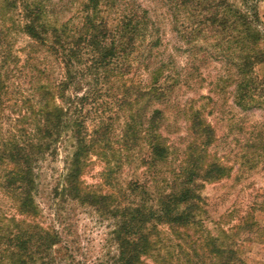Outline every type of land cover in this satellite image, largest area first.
<instances>
[{
  "label": "rangeland",
  "instance_id": "1",
  "mask_svg": "<svg viewBox=\"0 0 264 264\" xmlns=\"http://www.w3.org/2000/svg\"><path fill=\"white\" fill-rule=\"evenodd\" d=\"M51 1L59 12V20L78 21V0ZM230 2L242 3L251 15L257 14L254 25L260 32L259 46L264 52V0ZM136 3L139 10L146 11L148 32L159 43L152 47L148 68L141 61L135 76L139 75L147 85L152 68L162 61L170 87L166 100H154L143 111L144 119L154 108L163 111L158 132L172 152L169 161L158 164V181L175 170L193 148L196 155L200 152L199 164L217 163L224 168L221 178L199 180L196 192L200 195V209L190 229L177 235L167 226L161 227L157 264H190L188 257L197 264H220L225 253H216V245L221 250L225 246L234 249L237 264H264V60L251 73L256 81L254 95L250 92L240 99L236 91L238 73L230 60L242 48H229L225 32L230 31L207 23L205 0L187 1L186 7L177 6L174 0ZM221 7L217 9L220 14L224 11ZM19 12L13 6L7 9L0 0V67L7 78L0 110V218L19 217L13 199L3 187L9 149L17 142L37 141L39 86L52 87L63 74L62 66L46 48L22 31ZM144 50L147 52L148 46ZM76 76L78 82L73 81L66 91V97L76 103L70 114L85 118L88 134L98 118L111 125L106 140L99 141L90 152L89 165L81 178L89 190L116 192L145 169L139 157L148 153L147 141L143 138L127 147L123 143V124L131 104H121L126 87L122 81L106 80L101 74L96 80L88 71ZM84 95L87 96L82 99ZM195 111L212 135L206 146L201 143L203 132L191 128ZM73 150L74 140L67 128L56 144L34 157L38 220L59 235V242L53 247L58 264H111L117 254L112 233L115 218L80 203L63 190ZM151 177L147 171L143 179L149 182ZM143 260L155 264L147 256Z\"/></svg>",
  "mask_w": 264,
  "mask_h": 264
},
{
  "label": "trees",
  "instance_id": "2",
  "mask_svg": "<svg viewBox=\"0 0 264 264\" xmlns=\"http://www.w3.org/2000/svg\"><path fill=\"white\" fill-rule=\"evenodd\" d=\"M174 1L177 6L186 7V2L192 0ZM205 1L207 6L204 9L209 13L204 18L207 23L230 31L225 32V43L229 48H242L241 53L230 60L239 77L237 95L240 99L250 92L254 95L256 81L251 73L255 65L264 60V52L259 46L260 32L254 25L258 22L257 14L251 15L242 3ZM3 2L7 9L11 6L19 9L22 31L34 43L46 48L62 66L63 74L54 86H39L37 141L14 143L7 154L8 169L3 187L13 199L19 217L0 218V264H58L53 247L59 242V235L38 220L33 163L36 154L56 144L67 128L71 130L74 150L67 164L63 190L80 203H87L115 218L112 233L117 254L111 258V264H148L143 260L145 256L157 264L161 227L167 226L177 235L190 229L197 221L200 209V195L196 192L199 180L221 178L224 168L217 163L199 164L200 152L196 155L193 148L180 160L175 170L161 176L158 181L157 176L161 172L158 164L169 161L172 152L167 140L158 132V120L162 119L163 111L154 108L145 119L143 111L145 105L154 100H166L170 87L162 61L152 68L147 85L143 84L139 75L135 76L141 61L148 68L153 56L152 47L159 43V39L153 41L152 33L148 32L146 11L139 10L136 0H78V21H73V18L61 21L51 0ZM223 3L224 11L220 14L217 9ZM144 46H148L147 52ZM2 59L6 63V58ZM1 69L0 110L7 88V78ZM85 71L95 75L96 80L101 74L106 80L116 78L122 81L126 87L121 104H131L123 124V143L127 147L135 146L143 138L147 141L148 153L139 157L145 169L116 192L89 190L81 178L89 165L90 152L97 148L99 141L106 140L111 126L104 118H98L88 134L85 118L70 114L76 103L70 96L66 97V91L73 81L78 82L76 75ZM193 119L191 128L203 132L200 134L204 138H198H201L202 146L208 145L212 140L210 129L206 123H201L196 111ZM147 171L153 176L149 182L143 179ZM215 247H218L216 253H225V260L220 264H237L233 259L236 255L234 249ZM187 259L188 263L197 264L192 262L191 257Z\"/></svg>",
  "mask_w": 264,
  "mask_h": 264
}]
</instances>
